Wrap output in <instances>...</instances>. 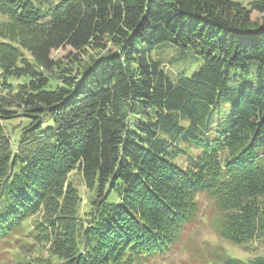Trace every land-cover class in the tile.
Masks as SVG:
<instances>
[{
  "label": "trees",
  "instance_id": "obj_1",
  "mask_svg": "<svg viewBox=\"0 0 264 264\" xmlns=\"http://www.w3.org/2000/svg\"><path fill=\"white\" fill-rule=\"evenodd\" d=\"M254 10L264 0H0V264H156L200 194L223 238L264 244ZM64 46L68 64L51 56ZM176 51L200 62L191 75L169 69Z\"/></svg>",
  "mask_w": 264,
  "mask_h": 264
},
{
  "label": "rangeland",
  "instance_id": "obj_2",
  "mask_svg": "<svg viewBox=\"0 0 264 264\" xmlns=\"http://www.w3.org/2000/svg\"><path fill=\"white\" fill-rule=\"evenodd\" d=\"M234 1H239L247 7H250L251 3L256 0ZM261 17H264V11H252L251 19L253 21ZM179 51H176L179 58L169 69L171 68L175 73H178L180 70H185L186 75H191V73L198 68L200 62H194L190 57L186 59L183 53ZM167 52L171 53L169 49H167ZM77 54V51L70 46H64L53 50L51 56L55 60L62 59V62L68 64ZM18 121V119L11 121L9 127L11 129L12 127L14 128L17 126ZM18 131V128L15 129V132ZM69 178L78 186L80 194L83 197L81 212H84L86 210V199L89 192L84 186L82 177L78 171H72ZM198 199L201 204V210L197 214V219L192 225L188 226L180 233L178 242L172 251L156 264H216L221 257H236L248 260L257 255L264 254V244L254 242L248 244V247H244L233 244L229 240L223 238L216 228V222L222 215L221 211H218L214 201L208 196L200 194ZM39 254L41 256H47V249L44 244L36 248L35 252L32 254L34 257H30L35 258Z\"/></svg>",
  "mask_w": 264,
  "mask_h": 264
}]
</instances>
